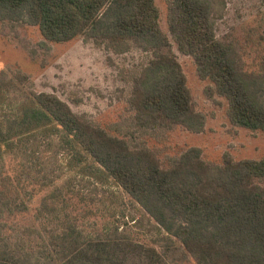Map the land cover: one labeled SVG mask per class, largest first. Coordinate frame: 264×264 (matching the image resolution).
Masks as SVG:
<instances>
[{
	"label": "trees",
	"instance_id": "trees-1",
	"mask_svg": "<svg viewBox=\"0 0 264 264\" xmlns=\"http://www.w3.org/2000/svg\"><path fill=\"white\" fill-rule=\"evenodd\" d=\"M164 2L167 31L208 81L207 96L225 100L232 125L264 134V0L254 57L232 36L216 37L223 0ZM157 14L154 0H0V23L35 26L47 42L78 37L142 56L128 70L127 117L114 134L56 95L35 92L23 74L0 73V264H264V157L224 155L212 164L190 147L161 160L145 141L175 128L200 133L205 123ZM8 159L43 188L62 178L106 186L112 197L111 188L120 190L155 223L157 246L121 229V203L99 229L78 227L56 205L58 191L41 199L35 225L10 233L7 221L29 210L30 193L19 196L5 174Z\"/></svg>",
	"mask_w": 264,
	"mask_h": 264
},
{
	"label": "rangeland",
	"instance_id": "rangeland-1",
	"mask_svg": "<svg viewBox=\"0 0 264 264\" xmlns=\"http://www.w3.org/2000/svg\"><path fill=\"white\" fill-rule=\"evenodd\" d=\"M223 3L222 15L215 23L216 37L231 41L232 36L254 57L253 42L256 43L261 33L258 26L261 25L260 0H223ZM154 5L158 9L160 29L167 35L172 52L185 75L194 108L204 116L205 123L200 133L175 128L164 136L146 138L148 147L154 149L161 160L190 147L198 148L202 160L212 164L222 163L224 155L234 161L264 157V134L236 127L229 122L225 100L207 96L205 88L208 81L197 77L196 66L190 56L177 51L167 31L164 0H154ZM141 60L142 56L136 51L117 55L85 44L78 37L62 42H47L35 26L0 23V73L23 74L35 92L56 95L75 114L94 120L111 134H114L115 128L121 131L127 117L126 99L131 86L128 70ZM246 62H250L249 57H246ZM5 174L10 177L12 185L18 188L19 196H22V191L30 193V199H25L29 210L15 214L7 221L13 228L9 230L10 233L35 225L33 216L41 199L58 191L56 205H65L67 214L74 216L78 227L87 231L99 229L104 223L113 220L112 213L121 203L124 213V217L119 220L121 229L142 244L157 246L159 242L153 220L140 208L133 207L118 189L110 190L117 199L115 195L112 197L108 191H103L106 186L80 179L67 183L62 178L56 185L43 188L29 181L26 176L24 178L17 162L9 159L5 162ZM62 214V210L58 209V216ZM169 264L195 263L188 259L175 260Z\"/></svg>",
	"mask_w": 264,
	"mask_h": 264
}]
</instances>
